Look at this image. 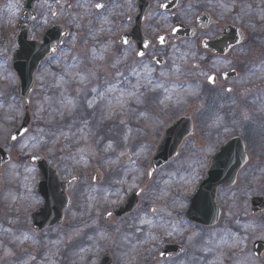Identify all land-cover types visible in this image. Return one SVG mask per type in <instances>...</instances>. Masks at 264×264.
<instances>
[{
	"label": "rangeland",
	"instance_id": "374dc122",
	"mask_svg": "<svg viewBox=\"0 0 264 264\" xmlns=\"http://www.w3.org/2000/svg\"><path fill=\"white\" fill-rule=\"evenodd\" d=\"M36 2V19L30 22V36L33 38H39L46 26L55 22L54 17L41 7L44 0ZM48 3L61 11L57 17L61 25H75L76 16L68 5L58 8L55 0H48ZM24 4L25 0H0V147L10 157L0 169V264H99L105 253L112 257L111 264H264V256L256 259L251 253L254 241H264V214L252 215L249 211L250 197H264L262 124L250 125L251 130L247 128L242 133L250 161L238 174L235 187L227 194L218 195L223 212L218 225L204 230L189 223L184 216L188 197L200 182L209 156L231 134V129H226L220 137L210 134L212 128L221 124L213 119L207 125L199 114L195 115L197 136L186 139L179 156L154 173L148 188L156 185V190L148 191L147 188L139 207L131 214L108 223L102 220L101 216L109 208L119 206L132 192V177L146 172L161 133L181 111L198 102V92L183 78L173 75L166 88L148 93L146 104L128 101L124 108L115 104L114 114L108 119L103 118L107 113H102L99 108L95 112L86 110L83 102L88 89L93 86L103 89L105 80L118 87L113 80L116 69L106 71L105 67L101 15L96 16L87 30L76 25L56 55L40 66L34 75V89L30 96L29 131L17 141H9L23 116L21 102L15 94L17 79L10 58L16 47L15 36L22 22ZM42 13L47 15L46 21ZM73 57L77 59L73 60ZM66 71L70 76L78 73L77 81L82 77L84 82L63 83L60 78ZM89 72H95L91 79H88ZM62 91L68 100H78L82 107L77 114L63 120L57 116L55 124L49 126L47 121L52 119L49 104L59 100ZM107 95L117 97L119 92L112 91ZM45 97H51L53 101ZM160 100L164 103H159ZM141 112L144 115H140ZM80 116L87 119L91 131L97 133L87 141L75 143L61 138L58 144L40 147L29 140V137L38 135L40 129L47 133L66 127L73 120H76L72 129L75 131ZM125 133L128 134L126 142L122 138ZM108 139L113 140V147L105 151ZM254 140L260 141V145ZM201 142L204 146H200ZM20 144L24 145L25 157L42 154L60 179L77 177L68 191L71 205L65 210L61 225L43 231L32 228L30 215L42 202L36 194V167L28 159H21ZM80 148L84 149L83 154L78 151ZM121 152L128 158L126 164L120 161ZM92 167H97L103 174L99 184L88 182L89 176H83V172ZM27 168L32 171H26ZM117 180H123V185L114 183ZM143 180L141 176L139 184ZM117 188L123 189L119 198L113 194ZM151 206L156 209L155 213L149 211ZM138 215L146 221L145 224L137 222ZM137 227L140 232L135 230ZM169 232L171 235H167ZM137 238L140 240L136 241ZM168 243L182 246L183 252L175 258L157 260V254Z\"/></svg>",
	"mask_w": 264,
	"mask_h": 264
},
{
	"label": "flooded vegetation",
	"instance_id": "af4514ba",
	"mask_svg": "<svg viewBox=\"0 0 264 264\" xmlns=\"http://www.w3.org/2000/svg\"><path fill=\"white\" fill-rule=\"evenodd\" d=\"M95 3H103L106 7L97 10L92 7ZM161 3L168 7L159 8ZM218 4L225 8L217 7ZM67 5L74 11L75 25H61L58 16L53 19L70 31L82 21L88 22L87 30L97 15L102 16L104 36L101 44L105 49L106 71L119 59L116 71L123 72L127 78L130 67H136L140 74L132 76L130 83L139 81L146 85L149 74L140 67L146 64L154 69L152 85L159 83L163 88L172 82L173 75L180 76L198 92V102L179 115L192 112L194 124L196 114L207 125L217 119L221 126L212 128L210 133L216 137L231 129L227 139L239 136L244 141L242 133L247 128L251 130L250 125L264 126V21L261 20L264 0H65L58 8ZM80 15L83 17L79 18ZM172 27L177 31L172 32ZM157 35L166 38L164 44L158 42ZM40 37L32 38L39 40ZM206 37L207 49L200 43ZM125 39L129 45L122 43ZM144 41L149 42L147 48ZM225 43L232 47L221 52ZM137 52H144V56H137ZM217 58L223 62L215 63ZM205 74L215 75L214 85L207 83ZM228 88L232 91H225ZM251 120L255 121L248 123ZM254 143L260 145V141L254 140ZM200 146H204V142ZM229 192L221 188L218 195ZM220 211L222 219L221 207Z\"/></svg>",
	"mask_w": 264,
	"mask_h": 264
},
{
	"label": "water",
	"instance_id": "95a60500",
	"mask_svg": "<svg viewBox=\"0 0 264 264\" xmlns=\"http://www.w3.org/2000/svg\"><path fill=\"white\" fill-rule=\"evenodd\" d=\"M33 1L26 0L25 2L24 23L21 24L19 32L16 35L17 47L14 49L11 58L12 69L18 80L16 94L20 98L24 110L20 126L11 134H17V138L22 136L18 133L28 128L30 124L29 96L34 83L33 74L39 64L48 55L54 53L52 49L56 48V46H52L51 44L56 42L57 45H60L62 40L68 35L67 29L60 28L58 25H49L45 29L41 41L28 40L29 30L27 23L30 17H34L35 15L34 11L28 13V10ZM192 132L193 127L189 115H184L172 123L165 130L153 157L150 159L148 170L155 171L176 157L183 139L192 135ZM10 141H12L11 136ZM36 155L38 156L37 160L29 161L36 164L38 168L39 181L37 193L43 199V206L33 212L31 218L33 228L40 231L46 227H52L57 223L63 222V210L70 203L66 190L75 179L72 177L65 182L60 181L55 170L46 164L42 155ZM122 159L125 158L123 157ZM8 160V154L0 148V167L8 162ZM123 161L125 162L126 160ZM245 162L244 146L238 138L227 141L217 149L209 159L202 181L190 198V204L186 212V217L189 221L202 226H212L217 223L220 211L215 202L216 191L222 186L231 187L234 185L237 173ZM89 173L92 174V178H97L95 180L91 178V182L101 181L102 175L96 168H92ZM149 180L146 178L144 184ZM138 197L133 192L121 206L116 209H110L108 212L117 217L123 216L136 208ZM250 204L252 214L264 212L263 197L254 196ZM107 213L103 216L105 219L109 217ZM251 249L254 256L260 258L264 253V242L255 241ZM180 252V246L166 245L158 255V258L165 259L175 256ZM99 264H111V256L104 254Z\"/></svg>",
	"mask_w": 264,
	"mask_h": 264
},
{
	"label": "snow or ice",
	"instance_id": "6c2138e0",
	"mask_svg": "<svg viewBox=\"0 0 264 264\" xmlns=\"http://www.w3.org/2000/svg\"><path fill=\"white\" fill-rule=\"evenodd\" d=\"M64 3H65V0H55V4L57 6L62 5ZM79 6L80 5L77 4V7H79ZM216 6L221 7V8H225V6L223 4H218ZM41 7L43 9H46L47 14H50L52 17H56V16L61 15V11H57L51 3H48V0H44V3L41 4ZM67 7H71V5H68ZM92 7H94L97 10H100V9H104L106 7V5L103 3H95L94 5H92ZM158 7L159 8H167L168 4L161 3L158 5ZM189 7H192V5H189ZM233 7H235V5H233ZM247 7L250 9L251 5H247ZM42 15H44V18L46 21L47 15H45V13H42ZM33 19H36V18L33 17ZM165 19H167V17H165ZM241 19H243V18H241ZM261 20L264 21V9H261ZM85 23H87V21H85ZM37 26H39V24H37ZM170 30L172 32H176L177 28L172 27ZM90 35H92V34L90 33ZM156 39L158 40V42L160 44H164L165 40H166V38L164 36H160V35H157ZM207 39H208V37H206L204 40L200 41V43L204 44L205 49H207ZM122 43L124 45H129V41L127 39L123 40ZM237 43L239 44L240 41L237 40ZM143 44H144L145 48H147L149 46L148 41H144ZM231 47H232L231 45L225 43L224 47L221 48V52L224 51V48L231 49ZM52 51L56 52L57 49L53 48ZM62 55H63V53H62ZM136 55L143 57L144 52H137ZM76 59H77L76 57H73V60H76ZM221 62H223V60L221 58H217V61L215 63H221ZM227 62L232 63L231 60H228ZM119 63H120V61H119V59H117L116 62L111 65V67L116 68V67H118ZM215 63L213 64V66H215ZM140 67L143 69L144 72L149 74L148 85H151L152 84L151 73L154 72V69L150 68L146 64H142V65H140ZM69 71H70V66H69ZM69 71H66L64 73V76H62L60 78V80L63 83L84 82V78H82V77L79 79V81H77V77L79 76L78 73L70 76ZM139 74H140L139 69L136 67H130L129 74H128L127 78H125V74L123 72H121V71L115 72L113 75V80L115 81V85H117L118 87H114L112 81H108V80H105L102 82L103 89L101 86L91 87L90 89L87 90L88 94H87V96L83 102V106L86 108V110H92L93 112H95V110L97 108H99L102 113H105V112L107 113V115L104 116L103 118L108 119L111 115L114 114L112 109H113V106L115 104H119L121 108L126 107L128 101H134L135 103L141 104V105L146 104L148 99H149L148 93H155L160 87H162V85L157 83L152 87H148V85H141L139 81H137L134 84L130 83L131 77L132 76H138ZM223 75H225V77H226L227 73H224ZM93 76H95V72H89L88 73V79H91ZM65 77H67V79H65ZM205 79H206L208 84H211V85L215 84V75L205 74ZM56 86L60 87V84H57ZM145 89H146V91H145ZM112 91H118L119 96L109 97L107 95V93L112 92ZM225 91L231 92L232 89L228 88V89H225ZM91 94H95V95L92 96ZM45 99L50 101V102L53 101V98H51V97H45ZM53 103L55 104V106H53ZM159 103L163 104L164 100H160ZM81 107H82V105L78 102V100H68L64 96L63 91H62L59 100L54 101V102L49 104L50 114L52 116V119L48 120L47 124L49 126L55 124V122H56L55 118L57 116H59L61 118V120L65 119L66 117L74 116L75 114H77L79 112ZM140 115H144V113L141 112ZM123 123H124V121H121V124H123ZM74 124H76V120H73L72 123L67 124L66 127L61 126L60 128L50 130L47 133H45L43 129H40V130H38V135L29 137V140H31L32 144H34V145H39L40 147H44V146L48 145L49 143H51L53 145L58 144L60 142L61 138L65 139V140H72L75 143H79L81 140L87 141L91 135L97 134V133H93L91 131V129L89 127L88 120L85 119L83 116L79 117V127H77L75 131H72ZM86 130H87V132H86ZM28 131H29V129L25 128L22 130V132H20L18 134L26 135L28 133ZM109 131H111V129H109ZM129 132H130V129H129ZM81 134H84V135H81ZM122 138L126 142L128 140V134L125 133ZM100 139L103 140L104 137H101ZM11 140L17 141V134L11 135ZM25 143H27V141H25ZM13 147H15V145H13ZM112 147H113V140L108 139L107 144L105 146V151H107L108 149H111ZM78 151L81 154H83L84 149L80 148V149H78ZM19 155L21 156V159L26 158V159H29L31 161H35L38 159V156L36 154H30L29 156L25 157L23 144L19 145ZM120 155L124 156L125 153L121 152ZM136 155H138V153H136ZM69 158L75 159V157H71V156ZM81 158H83V156H81ZM77 162H79V161H77ZM134 163H135V161H133V164ZM110 167H111V165H110ZM26 171L31 172L32 169L27 168ZM141 176L146 177L147 179H151L154 176V171L148 170L144 173H140L139 176L132 177L133 183L130 185V191L134 192V194L136 196L146 195L145 189L148 188V185L146 183L143 186H141L139 184V180H140ZM73 179H75V177H73ZM92 179L95 180L97 178L93 177ZM114 183L123 185L124 181L123 180H117V181H114ZM156 188H157V186L153 185L152 188H148V191H154V190H156ZM122 190H123L122 188H117L113 194L119 198ZM160 191H162V190H160ZM149 211L152 213H155L156 209L153 207V208H150ZM107 215L109 217H111L112 213L108 212ZM136 220L139 224H145L146 223V221L144 219H142L139 215L137 216ZM148 223H151V222L148 221ZM135 230L137 232L141 231V229L138 227ZM167 235H171V233L169 232V233H167ZM25 239H27V236H25Z\"/></svg>",
	"mask_w": 264,
	"mask_h": 264
}]
</instances>
